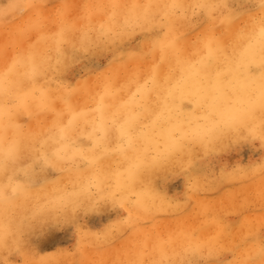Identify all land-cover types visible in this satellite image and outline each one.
Returning <instances> with one entry per match:
<instances>
[{"label": "clouds", "instance_id": "1", "mask_svg": "<svg viewBox=\"0 0 264 264\" xmlns=\"http://www.w3.org/2000/svg\"><path fill=\"white\" fill-rule=\"evenodd\" d=\"M0 264H264V0H0Z\"/></svg>", "mask_w": 264, "mask_h": 264}, {"label": "rangeland", "instance_id": "2", "mask_svg": "<svg viewBox=\"0 0 264 264\" xmlns=\"http://www.w3.org/2000/svg\"><path fill=\"white\" fill-rule=\"evenodd\" d=\"M93 223H95V221H93Z\"/></svg>", "mask_w": 264, "mask_h": 264}]
</instances>
